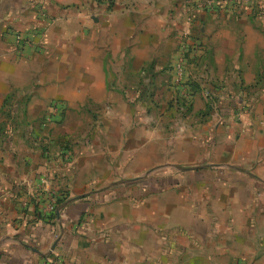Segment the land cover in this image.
<instances>
[{"label": "crops", "instance_id": "0c3cea01", "mask_svg": "<svg viewBox=\"0 0 264 264\" xmlns=\"http://www.w3.org/2000/svg\"><path fill=\"white\" fill-rule=\"evenodd\" d=\"M176 1L0 0V108L13 91L59 109L124 103L116 90L163 71L161 42L189 28L194 82L223 108L191 137L199 165L147 177L138 194L88 158L52 169L30 149L0 155V264H264V0L189 26Z\"/></svg>", "mask_w": 264, "mask_h": 264}, {"label": "rangeland", "instance_id": "374dc122", "mask_svg": "<svg viewBox=\"0 0 264 264\" xmlns=\"http://www.w3.org/2000/svg\"><path fill=\"white\" fill-rule=\"evenodd\" d=\"M200 1L177 0L173 5L184 20L190 16L193 21L200 13H214L225 0H214L216 5L213 8L196 11L193 6ZM233 2L240 4V11L250 10L253 6L252 0ZM184 32L177 35L172 31L171 40L165 37L161 42L163 71L133 74L132 78L137 76L138 81L131 88L116 90L124 97V103L98 105L89 98L86 104H62V109L56 112L60 118L54 120L57 101L33 104L26 91L23 96L13 91L4 98L0 108L2 162L16 160L20 148L34 151V156L41 157L52 169L62 168L63 163L84 157L90 163L105 164L113 171L121 172V176L115 174L116 180L125 183L136 194L147 186V177L154 179L172 174L171 166L179 167L181 172L199 165L190 159V156L195 157L194 148L187 151L192 143L191 137L194 133L202 134L207 122L211 128L215 124L219 126L215 116L210 117V114L223 108L210 91L194 82L203 80L200 63L194 64L187 57L185 74L181 78L175 75L174 64L183 42L187 51L198 47L192 29L189 28V36L183 38ZM176 46L178 53L174 58ZM196 94L204 102L197 110L193 103ZM103 115L111 116V121H101ZM99 148L105 150L99 153ZM139 177V181H134Z\"/></svg>", "mask_w": 264, "mask_h": 264}, {"label": "built area", "instance_id": "2783aa9c", "mask_svg": "<svg viewBox=\"0 0 264 264\" xmlns=\"http://www.w3.org/2000/svg\"><path fill=\"white\" fill-rule=\"evenodd\" d=\"M228 1H235V2H239L238 0H225L224 2L220 3V5H223L224 3H227ZM237 4V3H236ZM216 5L214 0H202L200 2H197L194 4L193 9H195L196 11H200L201 9H211ZM186 24L189 26L192 23V19L190 16H186V20H185ZM188 29L185 30V32L183 33V38L189 36L188 35ZM18 40L20 39L19 36L16 37ZM186 53H188L187 51V46L185 45V43L183 42L182 46H181V51L180 54L177 57V60L175 61L174 64V72L175 75L178 77H182V75L185 74V61H186ZM59 108L57 105H55V112H58ZM42 183H45L46 179L43 178ZM52 198L50 197L48 199V204L46 205V209L45 212L48 213H53L55 211V199H54V195H51ZM27 205V201L25 200L23 207H26Z\"/></svg>", "mask_w": 264, "mask_h": 264}, {"label": "trees", "instance_id": "16d2710c", "mask_svg": "<svg viewBox=\"0 0 264 264\" xmlns=\"http://www.w3.org/2000/svg\"><path fill=\"white\" fill-rule=\"evenodd\" d=\"M238 1L240 2V1H242V0H238ZM58 203H60V200L57 199V200L55 201V211H54L53 213H50V215H53V214L56 212L57 207H58ZM45 218H46L45 215H43V216L41 215V219H45Z\"/></svg>", "mask_w": 264, "mask_h": 264}]
</instances>
